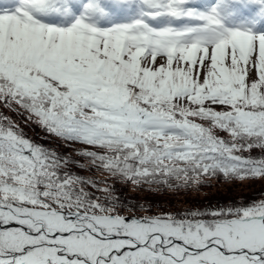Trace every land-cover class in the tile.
I'll return each mask as SVG.
<instances>
[{
  "label": "snow or ice",
  "instance_id": "obj_1",
  "mask_svg": "<svg viewBox=\"0 0 264 264\" xmlns=\"http://www.w3.org/2000/svg\"><path fill=\"white\" fill-rule=\"evenodd\" d=\"M0 264H264V0H0Z\"/></svg>",
  "mask_w": 264,
  "mask_h": 264
},
{
  "label": "rangeland",
  "instance_id": "obj_2",
  "mask_svg": "<svg viewBox=\"0 0 264 264\" xmlns=\"http://www.w3.org/2000/svg\"><path fill=\"white\" fill-rule=\"evenodd\" d=\"M37 132V134H36ZM36 132H29V135L34 138L39 139L42 134H39V129ZM39 134V135H38ZM84 175H88L87 172H84ZM117 189L119 191H124L125 194L132 198L134 204H142L144 206H151L150 200L160 198L164 203V205H173L176 208L184 209L190 204L196 202H203L206 198H211L215 196H225V197H252L254 195H258L262 186L259 183L255 184H243V185H232L225 184L223 182L212 181L211 186H205L200 188L199 190H180L173 191L171 189L168 190H148L145 187L144 190H140L136 186L132 185H122L117 184ZM153 208V207H152ZM154 211H159V208H153ZM170 211V210H164Z\"/></svg>",
  "mask_w": 264,
  "mask_h": 264
},
{
  "label": "trees",
  "instance_id": "obj_3",
  "mask_svg": "<svg viewBox=\"0 0 264 264\" xmlns=\"http://www.w3.org/2000/svg\"><path fill=\"white\" fill-rule=\"evenodd\" d=\"M36 134H37V132H36ZM117 195H119L123 200L127 201L128 204H130V205L134 204V201L132 200V198L127 196L124 191H119L118 190L117 191ZM245 198H249V197H238V198L237 197H233V198H230V197H225V196H215V197H211V198H206L205 201H203V202H199L198 201L196 203L190 204V205H188L187 207H184V208L202 207V206H208L210 204L211 205H216L218 203L219 204H223V203L231 202L233 200H240V199H245ZM163 203L164 202L160 198H158V200H156V199L150 200V204L152 205L153 208H159V209H162V210H170V211L181 210L179 208H176L173 205L169 206L168 204L164 205Z\"/></svg>",
  "mask_w": 264,
  "mask_h": 264
}]
</instances>
